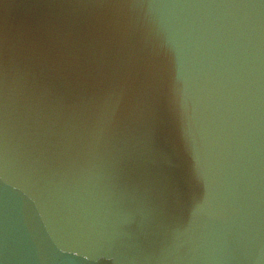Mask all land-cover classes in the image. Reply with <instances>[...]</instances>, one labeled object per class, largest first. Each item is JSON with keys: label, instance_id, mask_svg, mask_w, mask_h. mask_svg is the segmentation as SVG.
<instances>
[{"label": "water", "instance_id": "95a60500", "mask_svg": "<svg viewBox=\"0 0 264 264\" xmlns=\"http://www.w3.org/2000/svg\"><path fill=\"white\" fill-rule=\"evenodd\" d=\"M0 264H264V0H0Z\"/></svg>", "mask_w": 264, "mask_h": 264}]
</instances>
